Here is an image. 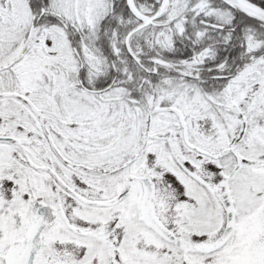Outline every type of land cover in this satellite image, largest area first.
Instances as JSON below:
<instances>
[{
	"label": "snow or ice",
	"instance_id": "6c2138e0",
	"mask_svg": "<svg viewBox=\"0 0 264 264\" xmlns=\"http://www.w3.org/2000/svg\"><path fill=\"white\" fill-rule=\"evenodd\" d=\"M0 264H264V0H0Z\"/></svg>",
	"mask_w": 264,
	"mask_h": 264
}]
</instances>
